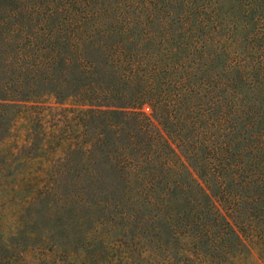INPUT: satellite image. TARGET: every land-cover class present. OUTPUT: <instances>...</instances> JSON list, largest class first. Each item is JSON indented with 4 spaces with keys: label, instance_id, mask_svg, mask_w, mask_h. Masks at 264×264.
<instances>
[{
    "label": "trees",
    "instance_id": "16d2710c",
    "mask_svg": "<svg viewBox=\"0 0 264 264\" xmlns=\"http://www.w3.org/2000/svg\"><path fill=\"white\" fill-rule=\"evenodd\" d=\"M38 3L0 40V264H264V0Z\"/></svg>",
    "mask_w": 264,
    "mask_h": 264
},
{
    "label": "rangeland",
    "instance_id": "374dc122",
    "mask_svg": "<svg viewBox=\"0 0 264 264\" xmlns=\"http://www.w3.org/2000/svg\"><path fill=\"white\" fill-rule=\"evenodd\" d=\"M39 1H43V3L47 2V0H0V26H3L2 28H5L3 31H0L2 32V34H0V40L8 38L7 35L9 34L7 33V29L9 27L11 28H15L17 26L21 27L29 23V20L25 16V12L37 8L39 5L38 3ZM1 63L3 62L2 61L0 62V69H1ZM7 101H12V100H7ZM45 101L46 103H48L46 99ZM13 108H14L13 106H8V107L6 105L1 106L2 110H4L6 113L8 112L9 117L12 115L11 110ZM141 109L145 113L149 114L153 119V121L156 123V119L150 113V108L146 103L141 105ZM7 127H8V117L6 115H3V117L0 118V139L6 137V134L10 132V130H8ZM8 139L9 138H6L5 145L1 144L3 146L1 149L2 152H4L3 150H5L8 147ZM18 195H20V192L17 193L16 196L18 197ZM10 199H11V190L9 189V186L6 183L0 182V209L5 207V205H9Z\"/></svg>",
    "mask_w": 264,
    "mask_h": 264
}]
</instances>
